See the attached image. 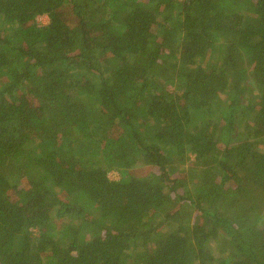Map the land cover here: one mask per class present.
<instances>
[{
    "label": "trees",
    "instance_id": "16d2710c",
    "mask_svg": "<svg viewBox=\"0 0 264 264\" xmlns=\"http://www.w3.org/2000/svg\"><path fill=\"white\" fill-rule=\"evenodd\" d=\"M0 264H264V0H0Z\"/></svg>",
    "mask_w": 264,
    "mask_h": 264
},
{
    "label": "rangeland",
    "instance_id": "374dc122",
    "mask_svg": "<svg viewBox=\"0 0 264 264\" xmlns=\"http://www.w3.org/2000/svg\"><path fill=\"white\" fill-rule=\"evenodd\" d=\"M37 21H38V23L39 24H41V25H45V24H47L48 23V19H47V17H45V16H43V17H39L38 19H37ZM109 177L111 178V179H117L118 177H117V175L116 174H114V173H109Z\"/></svg>",
    "mask_w": 264,
    "mask_h": 264
}]
</instances>
